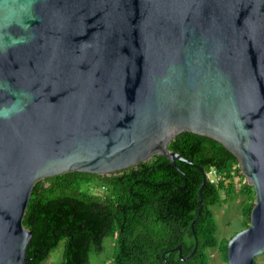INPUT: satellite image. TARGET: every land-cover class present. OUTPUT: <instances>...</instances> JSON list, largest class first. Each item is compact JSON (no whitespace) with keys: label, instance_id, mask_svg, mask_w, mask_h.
<instances>
[{"label":"water","instance_id":"water-1","mask_svg":"<svg viewBox=\"0 0 264 264\" xmlns=\"http://www.w3.org/2000/svg\"><path fill=\"white\" fill-rule=\"evenodd\" d=\"M4 109L0 264L26 263L39 181L110 176L158 155L175 167L184 159L169 146L183 133L220 143L254 189L227 264L264 254V0H0ZM197 250L172 251L185 261Z\"/></svg>","mask_w":264,"mask_h":264},{"label":"trees","instance_id":"trees-1","mask_svg":"<svg viewBox=\"0 0 264 264\" xmlns=\"http://www.w3.org/2000/svg\"><path fill=\"white\" fill-rule=\"evenodd\" d=\"M169 149L184 159L175 167L158 155L110 176L75 172L39 181L23 219L32 232L25 264H43L61 242V264H89L91 254L103 252L105 238L115 242L112 264H165L166 251L170 264H209L208 250L216 248L227 263L229 239L219 241L213 207L243 196L247 229L255 203L253 187L244 184L236 191L231 171L238 160L213 139L183 133ZM200 168L205 172L216 168L229 182L206 183L197 217L203 183ZM93 189L103 192L96 194ZM196 243L198 250L189 260L182 261L179 252L172 251L181 245L187 258Z\"/></svg>","mask_w":264,"mask_h":264},{"label":"rangeland","instance_id":"rangeland-1","mask_svg":"<svg viewBox=\"0 0 264 264\" xmlns=\"http://www.w3.org/2000/svg\"><path fill=\"white\" fill-rule=\"evenodd\" d=\"M103 191L94 189V193L101 194ZM224 197V196H223ZM245 198L239 196L237 198H229L227 202H223L213 207L214 216L218 224V239H231L236 233L245 230L243 228L242 206ZM114 240L105 238L103 242V252L100 254H91L89 264H112L115 254ZM64 243L61 242L57 249L51 252L48 260L43 264H61L63 261ZM210 255L209 264H227L223 258L219 248L208 250ZM257 264H264V254L256 259Z\"/></svg>","mask_w":264,"mask_h":264},{"label":"built area","instance_id":"built-area-1","mask_svg":"<svg viewBox=\"0 0 264 264\" xmlns=\"http://www.w3.org/2000/svg\"><path fill=\"white\" fill-rule=\"evenodd\" d=\"M207 182L218 186L220 183L228 184L229 180L225 173H220L216 168H211L205 172ZM231 174L233 176V183L235 184L236 191L239 192L240 188L244 184H249L246 177L243 175L239 162L232 167ZM94 190V189H93Z\"/></svg>","mask_w":264,"mask_h":264},{"label":"clouds","instance_id":"clouds-1","mask_svg":"<svg viewBox=\"0 0 264 264\" xmlns=\"http://www.w3.org/2000/svg\"><path fill=\"white\" fill-rule=\"evenodd\" d=\"M10 114V110L9 109H4L2 111H0V116H3V117H8Z\"/></svg>","mask_w":264,"mask_h":264}]
</instances>
